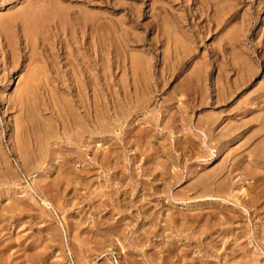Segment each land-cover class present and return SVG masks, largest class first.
Here are the masks:
<instances>
[{
    "label": "rangeland",
    "instance_id": "374dc122",
    "mask_svg": "<svg viewBox=\"0 0 264 264\" xmlns=\"http://www.w3.org/2000/svg\"><path fill=\"white\" fill-rule=\"evenodd\" d=\"M263 60L264 0H0V264H264Z\"/></svg>",
    "mask_w": 264,
    "mask_h": 264
},
{
    "label": "bare ground",
    "instance_id": "6f19581e",
    "mask_svg": "<svg viewBox=\"0 0 264 264\" xmlns=\"http://www.w3.org/2000/svg\"><path fill=\"white\" fill-rule=\"evenodd\" d=\"M61 8H62V6H61ZM39 10V9H38ZM35 11V10H34ZM64 12V11H63ZM67 12V11H66ZM65 15V14H64ZM69 17V16H68ZM67 17V18H68ZM71 17V16H70ZM88 19H90V18H88ZM33 21V22H30V21ZM53 20H57V21H59V22H62V21H65V20H68V19H64V16H63V14L60 12V10L58 9V8H56V7H52V8H48V9H46V10H44V11H40V12H38V13H31V15L28 17V22H30V23H33L34 24V26H37L38 27V24H39V26H40V22L42 23V26H43V24L45 23V22H49V21H53ZM73 21H75V20H73ZM68 22V21H67ZM87 22H89V24H88V29H90L89 31H90V35H91V37L93 36L92 35V33H93V27H94V25H93V21H92V19H90V21H87ZM96 25V24H95ZM61 26V25H60ZM100 26V25H99ZM101 27V26H100ZM44 28H45V26H44ZM95 28V27H94ZM88 29H87V31H88ZM160 29V27H158L157 28V30H159ZM102 31H105L106 32V30L104 29V26L102 25V29H101ZM74 33V32H73ZM98 33V32H97ZM113 34V33H112ZM90 37V38H91ZM122 45V44H121ZM121 51V50H120ZM262 54V53H261ZM165 58V57H164ZM243 59V58H242ZM136 60V59H135ZM264 61V60H263ZM241 63H239V65H238V67L236 68L237 70L236 71H238L239 72V74L241 75V76H249L252 72V67H251V65L249 64V62L248 61H246V62H244V61H240ZM136 65H138V64H136ZM143 65H141V67H142ZM259 66V65H258ZM39 67V66H38ZM87 68V67H86ZM259 68V67H258ZM135 70H137L138 69V67L136 66V68H134ZM87 77V76H86ZM131 78V77H130ZM90 81V80H89ZM92 81V80H91ZM142 84V83H141ZM217 89H218V93H222V90H223V87H221V86H218L217 87ZM202 97V96H201ZM219 98V97H218ZM220 99V98H219ZM178 101V100H177ZM134 103V102H133ZM191 104V103H190ZM113 106V105H112ZM98 109V108H97ZM107 109V108H106ZM127 110V109H126ZM71 111V110H70ZM32 112V111H31ZM114 112H116V111H114ZM122 112V111H121ZM116 114L118 115V119L119 120H122L123 119V117H124V112H123V114H121V113H119V112H116ZM115 114V115H116ZM28 115V114H27ZM33 115V114H32ZM79 115V114H78ZM80 116V115H79ZM89 116V115H88ZM32 117V116H31ZM78 118H80V117H78ZM90 118V117H89ZM83 120H84V118H83ZM83 120L81 121L80 119H79V121H77L74 125H73V130H76L77 132H75L74 131V134H77V133H79L80 134V136H83V135H93L94 133H96V131L97 130H99V129H104L105 128V125L104 124H101V125H99V127H95L96 129H94V130H91L88 126H87V124H85L84 122H83ZM107 120H108V118H107ZM118 120V121H119ZM45 121V120H44ZM85 121V120H84ZM89 121V120H88ZM211 121V120H210ZM214 119L210 122V124L211 125H214L215 123H214ZM48 122V121H47ZM60 122V121H59ZM87 122V121H86ZM103 122V121H102ZM209 122V121H208ZM109 123H110V121H108V124H106L107 126H109ZM209 124V123H208ZM65 125H66V123H65ZM44 127H45V129H43L44 130V133L46 134V135H51L52 136V134H50L52 131H51V128H50V126L48 125V124H45L44 125ZM62 128V127H61ZM71 128V129H72ZM71 129H69V130H71ZM42 130V129H41ZM42 130V131H43ZM71 132V131H70ZM45 135V136H46ZM65 135L67 136V137H69V135H68V131H66L65 132ZM40 136V135H39ZM44 136V135H43ZM224 137V136H223ZM50 138V136H48V139ZM69 140H71V139H69ZM44 143V142H43ZM250 147V146H249ZM261 151H264V149L263 148H261ZM28 157V156H27ZM201 181V180H200ZM206 182V181H205ZM202 184V183H201ZM209 186V185H208ZM211 186V185H210ZM212 188V187H211ZM220 188V187H219ZM209 189V188H208ZM207 189V190H208ZM215 190V189H214ZM202 192V191H201ZM205 192V191H204ZM204 192H203V196L204 195H206L207 196V194L205 193L204 194ZM208 193V192H207ZM213 193V192H212ZM216 193V192H215ZM196 197V196H195ZM198 197V196H197ZM196 197V198H197ZM205 197V196H204ZM47 199V198H46ZM44 201V203L46 204L47 203V201L46 200H43ZM255 234V233H254ZM170 255V254H169ZM133 261V260H132Z\"/></svg>",
    "mask_w": 264,
    "mask_h": 264
}]
</instances>
